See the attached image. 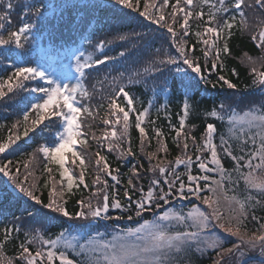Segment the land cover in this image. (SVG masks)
I'll use <instances>...</instances> for the list:
<instances>
[{
    "label": "snow or ice",
    "instance_id": "6c2138e0",
    "mask_svg": "<svg viewBox=\"0 0 264 264\" xmlns=\"http://www.w3.org/2000/svg\"><path fill=\"white\" fill-rule=\"evenodd\" d=\"M116 3L128 9H135L141 16L167 29L178 55H166L159 63L171 65L182 63L187 70H190L185 71L178 68L177 72H183V77L179 81H174L171 86L165 81L163 86L165 92L179 91L181 88L184 90L179 127L172 126L176 133L173 143L181 148V154L176 156L174 161L167 160L169 148L164 132L154 127L152 129L154 136L150 138L146 128L142 126L148 116L149 108H144L137 113L132 96L123 86L119 87L114 95L109 97V112L102 121L105 126H110V130L106 127L100 137L93 132L91 138L101 147L106 142L107 149L118 151L121 158L135 156L136 153L131 147L129 130L132 127L130 113H137L134 126L139 132L140 152L147 157L150 164L147 171L152 172L154 178L150 181L147 191L143 187L137 189L134 180L141 177L143 165L130 167L128 186L123 192L126 202L122 203L117 191L109 193L108 180L103 178L106 175L117 184L120 183V169H112L107 157L97 151L94 161L97 172L92 183L99 187L91 189L87 198L77 200L78 210L70 212L66 207V194H71L74 187L79 189L81 185L84 189H89V185L85 182L86 160L81 152L77 151V146L88 143L87 139H84L88 133L82 130L81 118L84 116L96 118L90 105L83 103L84 98H90L92 95L83 80L86 70L115 59L103 51L110 41L100 40L94 46L100 51L102 58H93L92 53L85 55L84 52L76 55V72L79 74L77 82L75 84L64 83L49 73L44 66L39 63L32 66L30 61L24 59L25 45L29 41L32 44L36 43L39 22L47 19L46 12L51 5L44 3L43 0L39 2L29 0L23 6L22 23L13 30V11L18 7L16 0H0V50H2L0 51V63L7 61L12 67L11 73L6 78L0 76V100L18 91L42 94L37 97L35 103L27 97H22V101H27L26 110L23 111L22 119L17 120L8 129L7 137L0 139V153H5L12 146H18V142L24 138L31 139L30 133H34L46 120L51 121V118L55 117L61 121L51 144H40L28 154L27 159L16 161L15 172L12 171V160L0 163V173L8 177L20 193L36 205H40L42 209L69 219L94 220L102 216L105 219H111L110 208L134 211V216L140 217L142 213L151 211L153 205L155 208H161L159 201L167 204L170 196L178 195L187 199L185 188L188 194L201 199L202 203L208 205L212 211L204 212L198 206L193 205L184 215L169 208L161 212L155 222L145 220L137 228L115 232L110 239H105L104 234L96 233L95 236H89L85 243H79L67 233V230L60 231L54 238L52 236L46 238L41 229L36 228L33 231L24 232V239L17 245L18 251L14 257H7L4 249L5 245L14 238L13 231L19 233L20 228L5 227L0 230L2 232L0 264H15L16 260H19L20 264H56L57 261L58 264H180L181 254L187 255L192 250L193 243L196 244L195 251L201 253L209 247L219 249L214 264H223L225 257L230 258L232 255L237 257L236 264H243V258L248 252L257 249L260 257L264 258V223H260L259 227L252 231L247 228L249 217L257 222L264 219L255 214L258 207L264 208V103L252 102L243 112H238L231 104L224 102L213 105L210 110H207L204 113L205 118L216 117L226 122L227 132L220 133L219 144L214 142V135L217 133L214 123L206 124L199 143L195 136L185 132L186 121L190 112L193 111L190 103L191 81L198 78L199 81L212 84L204 71L205 68L208 72H217V82L221 87L226 85L232 90L238 88L236 83L222 74L226 70L222 57L230 54L228 40L234 34L233 28L242 34L248 31L250 27L249 9L260 13L256 17V30L250 33V38L261 50L262 55L254 58L245 53V58L250 65L249 74L252 77V85L260 90V99L264 101V0H175V3L162 0L159 5L156 0H150V2L145 0L143 11H140V0H116ZM168 7H171L172 11L166 15L164 9ZM205 7L208 8L207 13L204 11ZM149 9H154V11H149ZM178 20L180 21V33L174 27ZM193 20L197 22L198 27L202 26V31H196L194 35L197 43L202 46L200 51L205 61L203 65L200 63V57L195 55L196 44L190 45L186 39L190 34V24ZM117 38L126 39L123 35ZM118 55L123 57L125 52L121 51ZM150 70H157L155 62L145 68L146 72ZM231 73L238 76L235 68L231 69ZM186 80L189 82L186 83ZM41 81L43 83H40ZM32 82L36 83L29 88L28 85ZM212 87H216V84H212ZM78 96L81 98L79 101ZM120 97L126 101L127 107L117 102ZM149 103L151 104L152 101ZM162 107L166 108L167 104ZM32 114L34 118H30ZM117 126L120 127L119 131H117ZM87 127L91 128L92 125L88 124ZM152 139L156 140V148L154 151H147ZM189 139L196 149L195 161L198 170L204 173H218V179L207 174L194 175L192 173L193 157L187 154ZM125 141L129 144L127 148L122 147ZM234 145L235 149L241 153L240 155L233 154ZM247 145L251 146L246 147ZM218 149L234 162L231 170L225 168ZM205 151L209 156L203 155ZM68 153H71L73 165L79 162L77 175H73L65 167ZM161 153L165 154L163 159L160 156ZM37 154H42L45 159L44 171L49 174L50 178L53 171L49 167L50 164L58 166L57 170L61 177V181L52 183L48 191L47 203H44L36 194L38 184L35 183L33 166L37 160ZM209 157L214 167H209V163L206 162ZM153 160L156 161L155 164L151 163ZM171 165H183L185 173H178L175 166H172L169 171ZM21 166L24 169L23 179H21ZM157 172L165 177V182L168 184L167 191L160 186L159 175H155ZM233 173H235V178ZM169 175L173 179L168 180ZM182 175H186L188 183L181 179ZM30 178L33 181L31 183ZM65 178L66 185L63 183ZM200 181L205 182L203 187L200 186ZM225 181L233 185H238L240 181H243L245 185L243 192L229 196L225 189ZM177 182L178 187H176ZM44 187H48V181H45ZM112 187L114 189L115 185ZM205 189L212 195L201 196ZM137 190L141 195L133 200V194ZM253 190L262 198L257 199L252 195ZM218 191L224 193V199L230 202L227 215L221 212ZM232 191L235 192V189L233 188ZM93 199L96 200L95 204H93ZM127 218L132 220L133 216ZM213 220L225 233L236 237L238 242L232 244L231 247L224 248L223 240L219 235L208 233L209 225ZM189 221L191 223H188ZM175 225L184 226V230L170 231ZM29 245H35V251ZM69 250L80 259L71 258ZM261 264H264V259L261 260Z\"/></svg>",
    "mask_w": 264,
    "mask_h": 264
},
{
    "label": "trees",
    "instance_id": "16d2710c",
    "mask_svg": "<svg viewBox=\"0 0 264 264\" xmlns=\"http://www.w3.org/2000/svg\"><path fill=\"white\" fill-rule=\"evenodd\" d=\"M29 0H16L18 7L13 11V24L12 28L15 30L22 23L21 15L23 6L28 3ZM32 2H39V0H32ZM52 6V2H55L53 7H49L46 12L47 19L39 22V30L37 31V41L32 44L31 41L25 45V60L30 61L32 66L39 63L41 66L46 68V65L54 64L57 66L55 74H60V80L64 83L75 84L77 82L78 73L76 72V59L75 56L79 55L80 52H84L85 55L92 53L93 58H102L99 50L95 49V45L100 40L110 41L104 48V53L115 59L105 62L103 65H97L93 69L86 70V75L83 83L88 87L89 92L92 94L90 98H84L83 103L89 104L92 108L96 118L82 117V130L87 132L88 135L84 137L87 139V145L77 146V151L81 152V155L85 157L87 164V171L85 173V182L89 185V189H84L83 185L79 189L73 188L71 194H66L65 199L67 200L66 207L70 212L78 210L77 200L85 199L90 195V190L94 187L93 180L95 178L97 168L94 164L96 159L95 152L99 151L101 155L107 157L108 163L112 169H120V183H116L111 177L104 176V179L108 180L109 188L108 191H117L122 203L126 202V198L123 196L124 189L128 186L127 180L129 168L133 165H143L141 169L142 175L138 180H134V183L139 187H143L145 191L149 187L150 181L154 178L152 172L147 171L150 164L144 153L140 152V139L139 132L135 128V116L138 112L144 108H149V113L144 121V126L148 132L149 137L154 136L152 129L154 127L160 128L165 135V141L168 145L169 152L167 153V160L174 161L175 157L181 154V148L177 147L173 143V137L176 133L173 130V125L179 127V117L182 115V102L184 99V90L181 88L179 91L170 90L165 92L163 86L165 81L168 82L169 86L174 81H179L183 77V72H177L178 68L186 69L182 63L177 65L161 64L159 61L164 59L166 55L177 56L178 53L172 42L171 35L167 32V29L161 25L155 24L153 21L143 17L135 9H128L122 5L116 3V0H43ZM150 2V0H149ZM162 0H156L159 5ZM145 0H140V11L144 10ZM170 3H175V0H170ZM154 11V9H149ZM172 11L171 7L164 9L165 14ZM207 13L208 8H204ZM260 13L254 12L252 9L248 10V17L250 21V27L247 32L243 34L233 28V35L228 40L230 54L222 57L226 70L222 73L231 79L238 85L236 90L228 89L227 86L221 87L220 83L217 82V72H208L205 68L204 71L208 75L212 84H216V87H212V84H206L204 81H199L198 78L191 81V99L190 103L193 106V111L186 121L185 132H189L192 136L196 137L197 143L201 141V134L204 132L207 123H214L217 127V133L214 135V142L219 144L220 133L227 132L226 122L218 120L216 117L205 118L204 113L210 110L213 105H219L221 102L231 104L238 112H243L248 109L252 102L264 103L260 99V90L252 85V77L249 74L250 65L245 58V53L256 58L262 55L261 50L258 49L255 43L250 38V33L256 30V17ZM207 17L205 16V19ZM169 22L171 20L169 19ZM180 21L174 25L178 33ZM202 25V21L200 22ZM196 31H202V26L198 27L195 20L191 21L190 34L186 39L188 43L196 44L195 55L200 57V63H205L202 52L200 51L201 45L197 43L194 33ZM6 34V33H5ZM123 35L126 37L125 40H120L117 37ZM91 42V43H89ZM75 50V52L73 51ZM2 51V50H0ZM72 54L71 62L67 66H62L60 61H64L65 57L70 53ZM125 52L123 57L119 56V52ZM15 61L13 60V63ZM152 62H155L156 71H145ZM210 67V62L209 65ZM235 68L238 76H234L231 73V69ZM12 71L11 64L7 61L0 63V76L7 77ZM73 74L71 78H67L69 74ZM130 80L132 82H130ZM66 81V82H65ZM188 83L189 81H185ZM36 82H32L28 87L31 88ZM43 83V82H40ZM123 86L125 90L132 96L134 106L137 109V113H130V119L132 127L129 130L131 138V147L135 156H125L121 158L118 151H109L104 146L101 147L97 141L91 138L93 132L98 137L102 136L103 131L107 127L110 130V126L103 124V119L108 115V104L109 97L113 96L114 93ZM42 94L29 91H18L16 93H10L8 97L0 100V139L6 138L8 129L12 127L17 120H21L23 111L26 110L27 101H22V97H27L32 103L37 102V97ZM81 98L78 96L77 100ZM149 101H152L150 104ZM118 103L122 106L127 107L126 101L123 97L118 98ZM167 104V107H162ZM30 107V105H28ZM79 106V105H78ZM30 118H34V114ZM154 122V123H153ZM61 121L57 118H51V121H45L43 125H40L34 133H30L31 139L24 138L18 142V146H12L5 153H0V163H5L8 160L13 161L12 171L16 170V161H23L27 159L28 154L32 153L35 148L40 144H51L54 133L59 130ZM91 124L92 127H87ZM47 125V127H45ZM195 125V127H193ZM120 127L117 126V131ZM188 155L193 157L192 173L194 175H211L219 178L216 173H204L198 170V165L195 161L197 155L196 149L193 146L191 139L188 141ZM129 146L128 142L125 141L122 144L123 148ZM247 145L246 147H250ZM156 148V140L152 139L151 145L147 147V151H154ZM222 163L226 169L231 170L234 166V162L224 155L220 151ZM234 155H240L239 151L233 148ZM67 160L65 167L69 169L73 175H77L79 172L78 164H72L71 153L66 154ZM204 156H209L207 151L203 153ZM161 158L165 157L164 153L160 154ZM209 163V167H214L210 163V157L206 161ZM46 161L42 154H37V160L33 166L35 175V183L38 184L36 194L40 196L44 203H47L48 191L53 182L61 181L57 165H49L53 169L51 178L48 173L44 171V165ZM155 164L156 161L151 162ZM175 166L178 173H185V167L183 165H171ZM21 179H23L24 169L20 167ZM114 174H116L114 172ZM103 175V174H102ZM155 175H159L158 172ZM235 178V173H233ZM161 180V187L167 191L168 184L165 182V177L159 175ZM168 180L173 179L172 176L167 177ZM186 183V175H182ZM45 181H48V187H44ZM29 182H33L30 178ZM63 183L66 185V178ZM204 181H200V186L203 187ZM113 185L115 188L113 189ZM59 187V184H57ZM178 187V182L176 184ZM244 183L240 181L238 185L230 184L225 181V189L229 196L242 193L244 190ZM235 189V192L232 189ZM187 199H184L178 195L170 196L168 203L164 204L163 201H159L162 205L161 208H155L152 206L151 211L142 213L140 217L134 216V211H122L118 209H109V215L111 219H105L102 217L94 220H81V219H69L63 217L57 213H51L49 210L42 209L40 205H36L28 197L20 193L17 188L12 184L8 177L0 173V230L5 227L14 228L19 227L20 231L17 233L13 231L12 236L14 237L9 243L5 245V255L7 257H14L18 251L17 245L21 240L24 239L25 231H33L36 228L41 229L45 237L54 236L60 231L67 230V233L71 236L72 234H79L82 237L95 236L96 233L112 232L120 229L131 228L133 225L142 224L145 220L155 222L161 212L168 210L169 208L179 211L181 214L186 215L187 212L192 208L193 205L198 206L201 211L211 212L212 210L202 203L201 199L196 196L188 194L187 188H185ZM140 192L137 190L133 194V200L140 196ZM203 195H212L207 189L201 193ZM220 197V209L225 214L223 209L222 199H224V193H217ZM252 195L256 196L257 199H261L254 190ZM190 197V198H189ZM176 198H180L183 203L178 204ZM96 200L93 199V204ZM27 209V212H25ZM255 214L259 217H264V208H257ZM133 216L132 220L127 217ZM121 217V218H117ZM167 224L168 222H162ZM188 223H191L190 221ZM260 223H264V219L259 222L252 221L251 217L247 221V228L252 231L259 227ZM175 224V222H173ZM183 231L184 226L175 225L170 231ZM193 230V229H189ZM208 233H215L219 235L223 240V247H231L232 244L237 243L236 237L225 233L223 229L219 228L216 221H211L208 229ZM19 237L18 239L15 237ZM0 238H2V232H0ZM30 248L35 251V245H29ZM203 246V245H202ZM196 244H192V250L187 255L181 254L180 264H214L217 260V251L219 249L206 248L202 253L195 251ZM69 255L73 259H80L75 253ZM253 255V256H252ZM243 264H261V258L259 250L249 251L244 257ZM235 255L230 258L225 257L223 264H234ZM15 264H20L19 260L15 261ZM58 264V261L56 262Z\"/></svg>",
    "mask_w": 264,
    "mask_h": 264
},
{
    "label": "rangeland",
    "instance_id": "374dc122",
    "mask_svg": "<svg viewBox=\"0 0 264 264\" xmlns=\"http://www.w3.org/2000/svg\"><path fill=\"white\" fill-rule=\"evenodd\" d=\"M49 73H51L55 78L57 79H60V74H55V71H56V68H50L49 70H47ZM69 78V77H68ZM66 82V81H65ZM218 193H222V192H219ZM222 204H223V209H225V215H227L228 213V209L230 207V202L226 199H222ZM232 207H235V205H231ZM174 222V221H173ZM140 224L138 225H133L131 226V228H137ZM129 229V228H127ZM121 230H125V229H120V230H116V231H112V232H106V233H102L100 232L101 234H104V238L105 239H110L112 235L115 234V232H118V231H121ZM71 237H74L79 243H85V241L88 239V237H82L81 235L79 236V234H72ZM71 252V251H70ZM72 253V252H71ZM73 254V253H72ZM236 260H237V257L235 256V260H234V264H236Z\"/></svg>",
    "mask_w": 264,
    "mask_h": 264
}]
</instances>
